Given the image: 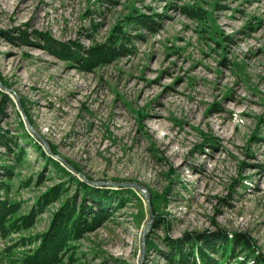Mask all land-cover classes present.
Listing matches in <instances>:
<instances>
[{
    "label": "rangeland",
    "instance_id": "374dc122",
    "mask_svg": "<svg viewBox=\"0 0 264 264\" xmlns=\"http://www.w3.org/2000/svg\"><path fill=\"white\" fill-rule=\"evenodd\" d=\"M39 34L83 53L118 39L120 52L86 70ZM0 132L25 151L16 162L17 149L0 148V163L13 168L0 197L17 216L49 188L64 189L29 229L0 232V264H20L38 246L27 239L48 231L75 193L44 168L31 145L52 156L36 134L104 185L71 172L80 181L131 190L60 264H138L146 195L153 218L142 264H170L167 237L217 229L249 235L264 256V0H0ZM112 183L138 184L143 194Z\"/></svg>",
    "mask_w": 264,
    "mask_h": 264
},
{
    "label": "trees",
    "instance_id": "16d2710c",
    "mask_svg": "<svg viewBox=\"0 0 264 264\" xmlns=\"http://www.w3.org/2000/svg\"><path fill=\"white\" fill-rule=\"evenodd\" d=\"M23 36L24 34H21L20 38ZM38 36L42 35L39 34L34 38ZM39 40L43 41L47 48L49 46L55 48L60 54L68 53L69 55L65 58H70L69 60L80 59L84 63V65L82 64L83 68L86 70L102 62L105 58L114 56L119 51L115 48L118 39L111 41V44L103 45L97 51L87 53H83L80 46H70L67 49L59 44L55 46L54 41L47 36H42ZM83 54H85L84 59L81 58ZM21 140L23 139L21 138ZM31 147L35 148L44 159L45 169L51 167L75 185V193L66 199L54 213L48 231L27 239L29 244L37 243L38 246L23 253L19 262L20 264H60L64 256L69 254L72 249L70 243L78 240L82 234L97 228L103 221L110 218L113 211L121 207L131 190H114L91 186L71 174L59 161L47 156L37 142ZM0 148L4 150L2 154L5 156H9L13 149H17L15 153L16 162H20L24 158L25 151L18 145L17 141L1 132ZM50 151L56 155L52 149ZM12 169L11 165L0 163V190L6 189L7 183L4 180L12 178ZM42 176L40 173V178ZM63 191V183L49 188L36 199L34 206L25 216H17L16 205L9 204L0 197L1 235L5 236L9 233H19L29 229L37 213L56 202ZM158 223L159 220H156L152 228L156 229ZM25 242L22 241L20 245L24 246ZM166 245L168 252L167 254L162 253V255L167 258L170 264H229L231 260L238 257L242 260L236 264H246L249 259H251V264H264V256L257 251L255 242L244 233L228 234L217 229L211 233L189 234L177 240L167 237ZM216 254L219 255L218 261L213 257Z\"/></svg>",
    "mask_w": 264,
    "mask_h": 264
},
{
    "label": "water",
    "instance_id": "95a60500",
    "mask_svg": "<svg viewBox=\"0 0 264 264\" xmlns=\"http://www.w3.org/2000/svg\"><path fill=\"white\" fill-rule=\"evenodd\" d=\"M28 128L32 130V128L29 126V124L26 122ZM39 142L43 145L45 151L50 154L55 160L59 161L60 164L65 168L67 169L68 171L72 172L73 174H76L77 176H79L80 179H83L84 181L88 182V183H91L92 185H98V186H102L104 185V183H100V182H89L82 174L80 173H77L75 172L74 170H72V167L69 163H67L64 159L60 158L59 156L57 155H53L50 151H49V148L47 146V144L45 143V141L36 134ZM113 187H116V188H135L138 192H140L141 194H143V188L138 185V184H134V183H112L111 184ZM146 197V202H147V205H148V210H149V221H148V224L146 225L145 227V230L143 231L142 233V237H141V243H142V250H141V257L138 261V264H142V261H143V253H144V237H145V234L147 233L148 230L151 229V225H152V210L149 206V197L148 195L145 196Z\"/></svg>",
    "mask_w": 264,
    "mask_h": 264
},
{
    "label": "bare ground",
    "instance_id": "6f19581e",
    "mask_svg": "<svg viewBox=\"0 0 264 264\" xmlns=\"http://www.w3.org/2000/svg\"><path fill=\"white\" fill-rule=\"evenodd\" d=\"M151 116L156 117V118H160L161 114H158L156 112H151ZM154 121V120H153ZM160 121V120H159ZM152 122V121H151ZM155 122V121H154ZM155 124V123H154Z\"/></svg>",
    "mask_w": 264,
    "mask_h": 264
}]
</instances>
